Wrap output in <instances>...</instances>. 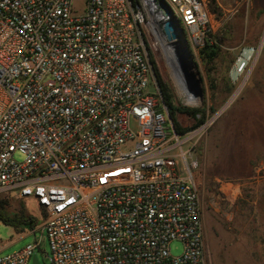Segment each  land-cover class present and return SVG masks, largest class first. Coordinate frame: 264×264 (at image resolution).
I'll use <instances>...</instances> for the list:
<instances>
[{"label": "built area", "instance_id": "1", "mask_svg": "<svg viewBox=\"0 0 264 264\" xmlns=\"http://www.w3.org/2000/svg\"><path fill=\"white\" fill-rule=\"evenodd\" d=\"M167 20L199 46L211 26L206 0H0V192L45 212L0 264L43 239L50 264H208L189 137L148 57ZM258 50L240 47L233 80Z\"/></svg>", "mask_w": 264, "mask_h": 264}, {"label": "rangeland", "instance_id": "2", "mask_svg": "<svg viewBox=\"0 0 264 264\" xmlns=\"http://www.w3.org/2000/svg\"><path fill=\"white\" fill-rule=\"evenodd\" d=\"M83 4L84 0H74L77 10H81ZM206 5L211 17L207 39L218 44V56L206 63L199 53L202 46L192 38L186 40L192 53L193 69L201 78L203 95L198 104L186 102L165 48L156 45V49L150 45L148 51L170 90L173 104L205 111L203 123L178 134L189 137L183 150L188 161L195 164L192 174L203 207L208 264H264V241L252 240L254 224L246 213L250 209L247 205V183L250 181L247 173L254 172L253 175L259 177L264 171V0H206ZM245 44L259 46V50L246 72L233 80L230 71L240 47ZM154 89L153 85L149 87V90ZM198 118L200 114L194 118L177 113V120L184 128L194 126ZM15 157L22 159L19 153ZM256 177L253 180L258 179ZM235 183L241 185L238 194L234 191ZM0 199L8 201L6 211L10 216L24 211L35 217L38 224L40 217L45 216L32 201L10 194L2 195ZM236 205L241 223L232 228L228 215ZM15 231L26 230L22 227L15 230L0 221V246L16 237ZM36 236L39 238L40 230L36 231ZM236 236L240 239L237 242ZM33 239L31 233L2 249L0 254L12 253ZM236 246L240 247L237 259L233 255ZM171 249L173 254H180L181 242L173 241ZM36 252L41 264H50L46 240H42Z\"/></svg>", "mask_w": 264, "mask_h": 264}, {"label": "trees", "instance_id": "3", "mask_svg": "<svg viewBox=\"0 0 264 264\" xmlns=\"http://www.w3.org/2000/svg\"><path fill=\"white\" fill-rule=\"evenodd\" d=\"M219 46L217 43H212L209 41V39H206L204 44L199 50L201 58L206 62V63H211L214 61V59L218 56L219 54ZM148 57L149 61L151 64L152 72L155 76V80L159 89V92L162 97V101L165 104L167 108L168 115L171 120V124L173 127L174 132L176 133H185L191 129H194L198 125L204 122L205 119V111L200 108H189V107H183V106H175L172 102V95L170 93V90L163 80L159 69L157 67V64L155 62V59L153 58V55L150 51H148ZM177 113H185L188 114L194 118H197L198 115L200 114V118L197 119L196 123L194 126L190 128H184L181 127L178 120H177ZM2 195H9L8 192L3 191L0 192V196ZM7 200L5 199H0V221L3 222L6 225L12 226L15 230H18V228H25L27 229H32L38 225V220L30 215H26L24 211H21L20 214L15 215V216H10L9 213L6 211V205H7ZM43 213L44 210H43Z\"/></svg>", "mask_w": 264, "mask_h": 264}, {"label": "crops", "instance_id": "4", "mask_svg": "<svg viewBox=\"0 0 264 264\" xmlns=\"http://www.w3.org/2000/svg\"><path fill=\"white\" fill-rule=\"evenodd\" d=\"M256 172V170H255ZM254 172H252L250 175L247 173L248 177L250 178V181L247 183V190L249 192L248 195V203L247 205L250 206V209L246 210L247 215L249 216L250 220L253 221L254 224V229H252V233L254 235L253 241L254 242H259L262 243L264 241V171L261 172V175L259 177H256L253 175ZM256 175L257 172L255 173ZM258 178L253 180L254 178ZM240 183H235L234 184V191L237 193L240 191ZM238 194V193H237ZM236 194L235 198L238 197ZM240 210H238V206H235V210L231 209L229 212V219H230V224H232V228H237L238 224L241 223V220L239 218V213ZM230 230H232L230 228ZM235 233H237V230L234 229ZM232 232V231H231ZM234 233V234H235ZM31 234L29 229L26 231H21L20 233L15 231L16 237L11 238L9 241H7L5 244L0 246V251L4 249L5 247L12 245L19 241L21 238H24ZM239 237L236 236L235 241L237 242ZM21 248V247H20ZM19 248V249H20ZM238 246L233 248V255L234 258L237 259L240 257V252H239Z\"/></svg>", "mask_w": 264, "mask_h": 264}, {"label": "water", "instance_id": "5", "mask_svg": "<svg viewBox=\"0 0 264 264\" xmlns=\"http://www.w3.org/2000/svg\"><path fill=\"white\" fill-rule=\"evenodd\" d=\"M162 7L166 10L164 6ZM163 30L166 35L168 45H172L171 52L174 55V59L178 63V69L182 74L185 83L187 84L190 91H192L193 94L198 96L201 100L203 95L201 78L193 69L194 64L191 60L192 53L188 48L187 41L183 37H178L177 27L173 20L165 21L163 23ZM167 117L170 120L168 112ZM31 264H41L38 259L37 252L32 255Z\"/></svg>", "mask_w": 264, "mask_h": 264}, {"label": "bare ground", "instance_id": "6", "mask_svg": "<svg viewBox=\"0 0 264 264\" xmlns=\"http://www.w3.org/2000/svg\"><path fill=\"white\" fill-rule=\"evenodd\" d=\"M162 49L163 47L165 48V52H167V54L169 55L170 57V62L173 66V69H174V72H175V75L176 76V80L177 82L179 83V86L182 90V93L185 95L186 97V102L189 103L190 105L193 104H198L200 101L199 97L198 96H195L193 94L192 91H190V89L188 88L187 84L185 83L184 81V78L182 76V74L180 73L179 69H178V63L177 61L174 59V55L172 54V45H168V42H165V41H161L160 44H159Z\"/></svg>", "mask_w": 264, "mask_h": 264}]
</instances>
